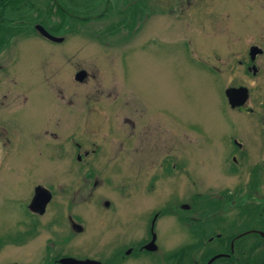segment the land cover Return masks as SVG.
<instances>
[{
	"label": "rangeland",
	"instance_id": "obj_1",
	"mask_svg": "<svg viewBox=\"0 0 264 264\" xmlns=\"http://www.w3.org/2000/svg\"><path fill=\"white\" fill-rule=\"evenodd\" d=\"M33 1L32 9L23 7L30 23L0 47L1 240L27 221L26 196L35 185L52 198L35 221L38 235L27 258L33 263L40 256L38 244L42 249L44 239L61 230L54 218L66 228L69 214L83 229L67 245L98 248L111 228L132 226L136 214L169 205L173 211L199 196L245 187L247 169L227 172L228 141L234 136L244 142L247 132L259 129L246 125L253 116L243 121L246 117L229 111L222 87L251 83L252 98L264 97V68L248 77L236 63L252 45L264 50L262 1L239 0L233 8L235 0H195L186 9L187 0H53L50 11L43 0ZM9 13L7 19L17 20ZM98 14L100 19L79 20ZM35 24L63 41L40 38ZM78 71L85 72L82 82L74 80ZM143 131L154 132L165 146L159 143L152 167L146 166L152 156L144 153V168L137 172L143 145L137 135ZM116 147L124 151L122 159L114 155ZM261 147L250 153L248 164L263 161ZM171 159L176 167L162 170ZM91 172L100 182L96 188L88 182ZM138 180L153 181L152 188H137ZM259 190L264 196L263 180ZM105 199L121 204L116 223L100 205ZM166 211L158 221L161 245L194 242L180 224L183 215ZM23 249L4 246L0 258L18 259Z\"/></svg>",
	"mask_w": 264,
	"mask_h": 264
},
{
	"label": "flooded vegetation",
	"instance_id": "obj_2",
	"mask_svg": "<svg viewBox=\"0 0 264 264\" xmlns=\"http://www.w3.org/2000/svg\"><path fill=\"white\" fill-rule=\"evenodd\" d=\"M193 1L195 0H187V3H184V7L187 9L191 5L194 6ZM259 1L263 2L260 6L264 10V0ZM235 2L237 4L235 6L233 3V8H238L239 0H235ZM175 3L172 4V8ZM240 59L241 61L238 60L236 63L241 67L242 74L248 77H255L260 69L264 68V50L255 45L250 46L247 50V55H242ZM205 68L204 70L211 74H219V69L214 66L209 68L206 66ZM250 85L251 83L246 85L244 82L235 86L227 85L226 88L222 87V96L229 111L246 117L242 118L243 121L247 120V117L253 116L255 121L253 123L246 122V125L252 127V124H254L259 129L258 132H247L250 137L248 136V140L244 142L233 138V135L228 141L230 148L224 160L225 162L228 160L231 163L225 165L227 172L235 173L237 170L239 171L238 167L247 169L248 179L245 180V187L241 188L236 184L233 191L222 190L216 196H199L196 199L197 202L191 200L189 205L180 204L178 206L179 211L177 208L169 211V209L171 210L170 205L161 211L166 213V210H168V215L170 216L171 212L176 215H183L182 217L184 218H180L182 219L180 224H184V228L189 230L194 242L163 247L161 245V228L158 227L161 212L153 209L148 213L136 214V221L134 224L131 223L132 226L130 227L111 228L105 243L98 248H95L97 244H93L90 248L70 246L67 245L70 238L82 233L83 229L78 223L73 221L72 216L67 214L66 228L62 222L59 223L54 218L61 230L57 234H52L50 237L45 238L42 249L40 243L38 244L35 248V253L40 254V256L33 263L31 259L27 258H31V240L38 235L35 234L38 229L35 221L43 216L49 202L46 204L42 214H39L38 210L33 211L29 204L37 188L46 190L50 194V200L52 198L48 189L41 185H35L30 187L27 193L28 196H26L27 201L24 206V212L27 216V221L24 224L18 223L19 229L9 230L7 233L8 238L0 239V248L4 246L24 247L25 250L23 249L21 256L27 260H23V262L20 256L18 259L14 258L10 261L9 256H4V254L0 258V264H69L67 262L73 261H87L95 264H264V196L259 194L261 181H264V158L262 162L256 161L251 165L247 163L251 152L256 155V152L263 149L261 146L264 147V97L261 96L257 100L252 98ZM227 89L238 90V92L243 89L245 93L243 103L235 108H230L224 95ZM123 123L130 129H134V124L129 120L125 119ZM149 129L151 127L147 125L146 130ZM156 129L158 127L154 126L152 130ZM137 137L139 142L143 144L138 148L140 153V164L136 167L138 172L144 168L143 154L147 152L152 156L146 165L147 167H152L154 162L157 161L154 157L159 152V143L164 146L165 143L161 142L159 137H154V132L150 131H143ZM72 145L76 148H74L75 151L77 150L76 152H78L79 145L75 143ZM145 145L151 146L147 147ZM113 152L115 156H119L122 159L120 156H123L122 152L124 151L121 152L120 147L114 148ZM79 160L80 157L76 154V161ZM170 165L171 170L176 167V163L171 159V164L165 165L162 170H169ZM91 176L93 178L88 180V182L92 188H96L100 185V182L96 180V176L92 172ZM152 184L153 181H148L146 185H143V182L138 180L136 185L137 188L142 186L146 190L147 188H152ZM121 186L124 188L122 184ZM115 202L110 199L100 202L105 212L114 214V217L109 220L111 223H116L118 219H122L121 204L119 203L118 207ZM126 217L127 214H124V219ZM76 226L81 228V231H78ZM165 229L163 228V231ZM168 231L171 232V228H168ZM2 241L7 243H2Z\"/></svg>",
	"mask_w": 264,
	"mask_h": 264
},
{
	"label": "trees",
	"instance_id": "obj_3",
	"mask_svg": "<svg viewBox=\"0 0 264 264\" xmlns=\"http://www.w3.org/2000/svg\"><path fill=\"white\" fill-rule=\"evenodd\" d=\"M36 1V0H35ZM33 0H0V47L3 46L6 43L5 37L7 38L8 36H12L11 34L15 35L18 34V28L21 25L22 27L26 26V22H29L26 17H24V12H26L23 7L27 6L30 9L33 8ZM38 4L40 2V0L36 1ZM42 6H45L46 10L45 11H50L51 8L53 7V5L55 6V3L53 2V0H43L41 2ZM55 9V7H53ZM7 12H12L9 13V15L11 17V14H15L17 20H9L6 18L5 14H7ZM58 13L59 10H58ZM100 16H102L101 14L98 15H87L85 17H80L79 20L81 21H90L96 18L100 19ZM10 22L11 24L9 26L7 25H3V22ZM20 26V27H21ZM45 29V28H44ZM2 36V37H1Z\"/></svg>",
	"mask_w": 264,
	"mask_h": 264
},
{
	"label": "water",
	"instance_id": "obj_4",
	"mask_svg": "<svg viewBox=\"0 0 264 264\" xmlns=\"http://www.w3.org/2000/svg\"><path fill=\"white\" fill-rule=\"evenodd\" d=\"M34 31L43 39L50 41L52 43H61L63 41L62 37H53L49 35L40 25H34L33 26ZM85 72L84 71H79L74 75V80L76 82H82L85 79ZM225 98L227 100V103L230 108H235L243 103L245 100V93L244 90L242 89L240 92L238 90L234 89H227L225 90ZM50 200V194L41 188H37L35 190L34 196L32 198V201L29 204V207L34 210H38L39 214H42L44 212L46 204ZM78 231H81V228L76 226ZM67 261H72V260H67ZM69 264H95L92 262H82V261H73V262H67Z\"/></svg>",
	"mask_w": 264,
	"mask_h": 264
}]
</instances>
